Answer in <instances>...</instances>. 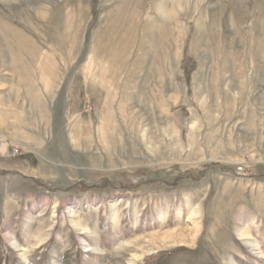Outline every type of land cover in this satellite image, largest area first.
<instances>
[{
    "label": "rangeland",
    "instance_id": "obj_1",
    "mask_svg": "<svg viewBox=\"0 0 264 264\" xmlns=\"http://www.w3.org/2000/svg\"><path fill=\"white\" fill-rule=\"evenodd\" d=\"M131 260L264 264V0H0V264Z\"/></svg>",
    "mask_w": 264,
    "mask_h": 264
},
{
    "label": "bare ground",
    "instance_id": "obj_2",
    "mask_svg": "<svg viewBox=\"0 0 264 264\" xmlns=\"http://www.w3.org/2000/svg\"><path fill=\"white\" fill-rule=\"evenodd\" d=\"M170 85V84H169ZM108 117H109V115H108ZM191 127H193V125L191 126ZM104 129L105 130H108L109 129V127L108 126H106V124H104ZM111 130H115L114 128H111ZM109 137V136H108ZM105 138H107V137H105ZM104 141H105V146H107L106 144H113L114 142L112 141V140H105L104 139ZM104 141H103V143H104ZM107 148H108V146H107ZM104 149V148H103ZM105 150V149H104ZM197 215H198V211H196V210H193V209H191V211H190V214H189V216L187 217V222H189V221H191L193 218H195V217H197ZM79 227V226H78ZM197 229V228H196ZM192 233V232H191ZM195 233V232H194ZM159 240V239H158ZM179 241V240H178ZM186 242V241H185ZM150 245V244H149ZM250 245V244H249ZM251 246H253V245H251ZM255 246V245H254ZM152 247V246H151ZM154 247V246H153ZM135 260H137V259H135ZM134 260V261H135ZM134 261H130V263L129 264H133V263H135ZM133 262V263H132Z\"/></svg>",
    "mask_w": 264,
    "mask_h": 264
}]
</instances>
